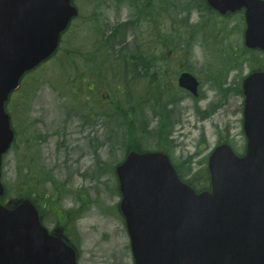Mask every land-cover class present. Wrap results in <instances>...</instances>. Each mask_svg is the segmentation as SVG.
<instances>
[{"label": "rangeland", "instance_id": "374dc122", "mask_svg": "<svg viewBox=\"0 0 264 264\" xmlns=\"http://www.w3.org/2000/svg\"><path fill=\"white\" fill-rule=\"evenodd\" d=\"M163 1L165 6L170 7V15L165 14V26L162 31L163 52L171 60L167 65L168 76H164L161 82L164 80L163 83L168 85L173 93V87H178L174 75L180 64L186 65L187 69L194 71V74L197 73L202 80L199 100L193 99L184 91L176 94L182 96V99L178 104L172 105L169 125L172 140L169 153L173 161L178 162L184 173L196 172L205 166L206 157L221 139L229 141L238 153H243L246 145L242 126L244 98L237 91V86L240 79L250 71L251 66L260 64L264 66V54L239 52L238 56L245 61L242 62V67L229 73L222 89L212 85L206 79V75L214 69V66L209 64L214 61V57L207 53L199 42H195L190 48L187 60L184 52L187 48L180 45L179 38L181 36L187 39L189 32L183 22L174 25L172 21L171 16L182 18L185 14L180 16L171 7H175L176 3L183 6L189 0ZM171 1L174 4H169ZM94 2L96 7L104 4L109 7L111 0ZM102 6L98 9L101 10ZM98 9L96 11L102 13ZM190 20L192 22L198 20L196 10L192 12ZM209 21L214 31L216 28V35L213 31L214 35L204 38V42L214 51L217 59L220 60L219 52L227 51L230 47L238 52V46L243 44L240 15L235 14L226 21L222 34L218 33L219 19L212 18ZM75 28L76 32L72 39L74 43L65 38L69 37L71 32L63 34L65 40L62 50L53 59L56 65L48 64L41 67L36 74H31V88L29 81L27 86L24 84L22 90L12 94L9 99L7 108H13L14 104L19 126L17 124V141L3 159L2 182L7 190V198H15L20 193L27 192V183L34 187L36 179L40 178L43 181V189L35 187L36 193L53 194L56 190L53 200L41 201L46 204L54 203L56 207L63 209H81V219L75 225L82 250L80 264H133L129 249L117 255L123 240L121 236L119 237L118 231L112 233L113 224L117 222L111 210L121 200L117 189L118 179L112 167L124 156L128 140V126L124 125V119L114 114L116 108L114 105L121 103L131 106L136 103L139 110L137 115L133 116L138 120L140 119L138 115L144 114L149 120V126L154 128L158 126L160 116L153 112V102L149 103L151 99L149 94L142 96V93L147 92L148 88L154 90L159 83L153 81L147 85L148 77L139 78L136 83H129L125 90L131 88L134 98L129 103L128 93H121L117 88L119 84L122 87L126 82L119 79L120 69L116 67L122 62L120 56L122 54L130 60L131 53L142 56L143 50L144 54H150L154 58L157 46L155 38H152L151 48L148 49L144 32L146 28L136 27L134 31L121 32L113 40L116 49H120L119 55L107 53L109 57L112 56L107 61L106 54H103L101 59L103 62L95 64L99 69L102 68L100 73L108 77L102 84L106 91L97 86L89 100H86L78 97L70 81L75 72L80 74L81 46L89 48L86 53L92 55L89 53L90 49L97 48L101 40H105L103 33L109 32H84L86 28L79 24V21L76 22ZM231 28L232 32H228ZM68 51L74 54V61L67 78L61 79L57 67L62 65ZM248 58L250 61L245 60ZM136 59L134 56L133 60ZM110 61L112 63H109ZM87 66H91L90 62ZM61 75H65V72L61 71ZM74 83L76 84V80ZM160 87L163 89L162 85ZM107 90L115 95L112 103H103L107 99ZM202 112H210V115L203 117ZM14 122L16 124L17 121ZM136 126L140 130L136 137L142 147L159 149V143L155 138L141 132V123L138 122ZM198 178L201 183L205 182L201 177ZM45 212L47 213L44 223L53 228L57 219L50 208L45 209ZM127 241L124 240L128 244Z\"/></svg>", "mask_w": 264, "mask_h": 264}, {"label": "water", "instance_id": "95a60500", "mask_svg": "<svg viewBox=\"0 0 264 264\" xmlns=\"http://www.w3.org/2000/svg\"><path fill=\"white\" fill-rule=\"evenodd\" d=\"M222 14L245 8V45L264 51V0H207ZM72 0H0V197L3 154L15 133L5 102L23 74L48 59L78 12ZM197 95L190 73L179 78ZM246 153L228 144L209 158L212 190L182 182L162 151H130L116 172L136 264H264V71L244 82ZM0 264H77L30 199L0 203Z\"/></svg>", "mask_w": 264, "mask_h": 264}, {"label": "flooded vegetation", "instance_id": "af4514ba", "mask_svg": "<svg viewBox=\"0 0 264 264\" xmlns=\"http://www.w3.org/2000/svg\"><path fill=\"white\" fill-rule=\"evenodd\" d=\"M109 7L105 4L102 6V9L96 7L94 0H81L76 2V6L79 10L78 21L83 27L86 28L84 32H111L110 40H113L118 37L121 32H131L134 31L136 27L146 28L144 31L147 37V47L151 48V39L155 38L157 53H156V65L157 68H161L164 64V52H163V28L165 26V2L163 0H111ZM94 6V9L91 7ZM180 3H176L175 7H171L176 14L180 15ZM102 11L99 13L96 11ZM110 11V12H109ZM170 11V8H169ZM77 21V22H78ZM76 24V23H75ZM75 24L73 28L67 32H76ZM220 31L223 32L225 28V23L221 21L219 23ZM191 25L194 28H191ZM189 32H205L207 28L211 26L204 19V16L201 12H198V20L196 22L189 21ZM209 26V27H208ZM137 32V31H136ZM141 32V31H139ZM144 44V43H143ZM89 49V48H88ZM86 47L81 46V51L79 57L82 59L79 62L80 76H81V88L83 91V96L86 95V89L89 91L94 90L93 85L98 83L95 80V76L99 74V68L96 66V61L94 60V55H87ZM91 52L98 53L100 52H113L119 53L120 49H116L115 44H103L95 49H90ZM142 57L148 58L149 54H144L142 50ZM106 56L110 58L107 54ZM122 60L126 59V56L120 55ZM131 56V54H130ZM90 62L91 66L88 67L87 64ZM127 63L125 62V65ZM119 67L122 66V62L118 64ZM163 74V69H161ZM38 80H35L37 82ZM86 98H88L86 96ZM81 218L77 220H69L65 223L64 236L68 240H72L74 244H79L77 240L78 232L76 231V224ZM118 255V252H117Z\"/></svg>", "mask_w": 264, "mask_h": 264}, {"label": "trees", "instance_id": "16d2710c", "mask_svg": "<svg viewBox=\"0 0 264 264\" xmlns=\"http://www.w3.org/2000/svg\"><path fill=\"white\" fill-rule=\"evenodd\" d=\"M203 1V0H202ZM197 5H201L199 1H197ZM204 7L209 11H212L211 8L209 6H207L206 4L204 5ZM232 47H230V49H227L226 52H219L218 54H220V60H218L215 64L211 63V65L214 66V69L212 70V72L208 75H206V78L213 84V83H218L219 82V78L226 72L231 71L232 69H239L242 67V62H244V59L240 58L239 52L243 53V54H248V50L243 48V49H238V52L236 50L231 49ZM221 51V50H220ZM239 57V58H238ZM247 61H250L249 58L245 59ZM219 86H221V84H219ZM157 88V85H156ZM165 94H170L173 96V99L175 98L172 91L170 90V88L165 84ZM149 95L150 92H149ZM172 96L170 97V99H172ZM155 105L153 106V108L155 109V106L157 105V103H159V99H156L155 101ZM124 119L130 124V127L132 126L131 129H128V142L126 143V149H133V148H138V142H137V122L141 123L142 129L147 132V134L153 135L155 134L153 130H150L148 128V125L145 121V116H139L140 119L136 120L137 118L133 117H129V116H123ZM136 122V123H135ZM166 131L165 128L158 134V136L161 139H164L166 137L165 135ZM178 171L181 172L179 170V168L177 167ZM205 174L206 177L202 178L205 182V184H202L201 181H198L199 179H197V177H192L188 180L189 184H191L194 188H196L197 190H202V189H210V179H209V174L208 172L205 170ZM28 190L27 192L23 195L25 196H29V194L31 193V188L29 186H27ZM22 196V197H23Z\"/></svg>", "mask_w": 264, "mask_h": 264}, {"label": "bare ground", "instance_id": "6f19581e", "mask_svg": "<svg viewBox=\"0 0 264 264\" xmlns=\"http://www.w3.org/2000/svg\"><path fill=\"white\" fill-rule=\"evenodd\" d=\"M148 119V118H147Z\"/></svg>", "mask_w": 264, "mask_h": 264}]
</instances>
